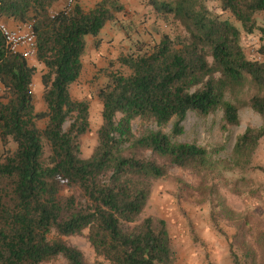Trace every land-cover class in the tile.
Wrapping results in <instances>:
<instances>
[{"label":"trees","instance_id":"obj_1","mask_svg":"<svg viewBox=\"0 0 264 264\" xmlns=\"http://www.w3.org/2000/svg\"><path fill=\"white\" fill-rule=\"evenodd\" d=\"M60 1L0 0L2 21L32 23L35 60L45 68V109L36 112V68L7 51L0 34V264H46L59 257L65 264H87L64 240L83 231L103 260L97 264H174L166 222L141 218L152 185L171 167L209 177L217 168L216 150L173 142L160 130L136 136L132 123L163 127L173 121L177 136L188 112L207 117L221 111L226 130L239 125L244 106L264 123V25L256 21L259 13L264 21V0H144L176 29L152 46L136 43L134 53L119 58L128 74L111 73L96 93L101 125L87 158L81 156L80 137L89 128V105L73 100L69 87L81 76L85 38H97L124 7L121 0H100L87 11L75 4L53 15ZM205 1L217 2L241 29ZM254 31L262 62L247 60L241 47V34ZM245 90L249 96L242 100L238 95ZM263 138L264 126H247L234 143L232 167L251 168ZM256 170L264 174V168ZM63 184L78 195L62 197ZM229 254L232 264H242L231 249Z\"/></svg>","mask_w":264,"mask_h":264},{"label":"rangeland","instance_id":"obj_2","mask_svg":"<svg viewBox=\"0 0 264 264\" xmlns=\"http://www.w3.org/2000/svg\"><path fill=\"white\" fill-rule=\"evenodd\" d=\"M96 2L97 0H92L84 10L91 9ZM121 3L124 11L117 15L116 21L106 24L97 38H85L88 40L81 59V76L69 87L73 100L86 101L89 105V128L80 137L83 158L89 157L97 145L96 134L101 125L102 111V104L96 97L98 89L109 82L111 73L128 74L127 69L120 66L119 58L134 53L136 43L144 42L152 46L159 42L163 34H170L176 29V23L156 16L144 0H121ZM205 5L241 29L240 24L228 13L221 12L217 2L205 1ZM57 11L53 10L52 13ZM256 21L259 26L264 25L262 13L256 15ZM91 38L93 40L89 41ZM96 41L100 42L98 47L94 46ZM241 47L247 60L254 61L259 54V32L254 31L248 35L242 33ZM33 60H27L28 64ZM40 74L39 71L36 72L33 79L41 84ZM31 89L35 92L34 86ZM2 92L0 86V95ZM248 96L246 90L238 95L242 100H246ZM33 97L34 107L44 105L42 97L41 101L35 94ZM226 99L231 100L228 94ZM238 117V126L223 130L221 111L207 117L188 112L181 123L182 133L177 136L172 135L173 121L163 127L140 120L132 123V131L136 136L146 129L160 130L173 142L195 143L209 150H216L212 159L217 163V168L209 177L202 178L189 171L171 167L164 178L152 185L151 195L141 218L152 216L166 222L174 264H232L230 249L242 264H264V174L256 170L264 168V138L259 141L250 159L251 168L237 170L231 164L232 149L237 137L247 126L260 128L264 123L246 106L240 108ZM43 123L44 121H39L38 127H42ZM67 126L68 123L64 128ZM72 193L78 195L77 191L68 189L65 184L61 186L62 197ZM78 201L83 202L81 199ZM86 235L87 231H83L79 236L64 240L83 254L87 264L102 262V258L95 255ZM46 264H65V261L59 257Z\"/></svg>","mask_w":264,"mask_h":264},{"label":"built area","instance_id":"obj_3","mask_svg":"<svg viewBox=\"0 0 264 264\" xmlns=\"http://www.w3.org/2000/svg\"><path fill=\"white\" fill-rule=\"evenodd\" d=\"M75 4V0H66L61 11H69ZM53 15L56 12L52 13ZM0 34L7 51L12 54H18L22 58L33 59L36 54L35 35L32 23H19L14 27H9L7 23L0 19ZM255 62H262L263 58L257 54Z\"/></svg>","mask_w":264,"mask_h":264},{"label":"crops","instance_id":"obj_4","mask_svg":"<svg viewBox=\"0 0 264 264\" xmlns=\"http://www.w3.org/2000/svg\"><path fill=\"white\" fill-rule=\"evenodd\" d=\"M91 1H92V0H75V3H77L82 9H84L85 6L88 5ZM99 1H100V0H97V2H99ZM97 2H96V3H97ZM96 3H95V4H96ZM64 4H65V0H62V1L58 2V3L55 5L54 10H55V11L60 10V9L64 6ZM95 4H94V5H95ZM7 25H8L9 27H14V26L16 25V23L13 22V21H7ZM101 32H102V31H101ZM87 38H88V37H87ZM87 40H88V39H86V48H87ZM91 40H93V38L89 39V41H91ZM27 62H28V61H27ZM30 66H34V67L36 68V71H35V74H34L33 78L36 76V72L39 71V73H41L40 76H39L40 79H41V76H42V74L44 73L43 70L45 69V68L43 67V65L38 64V63L36 62L35 58H34V60L32 61V63H30ZM32 86L35 87V89H34L35 92H33L32 89H31V91H32V93H33V96H34V94H35L36 97H39V99H40V101H41L42 92H43V90H41L42 85L40 84V82H39L38 80L36 81V80L32 79L31 88H32ZM42 89H43V88H42ZM33 98H34V97H33ZM42 106H44V105L39 104L37 107L35 106V107H34V108H35V111H36V112H41V111H43V110L45 109V107H42Z\"/></svg>","mask_w":264,"mask_h":264},{"label":"clouds","instance_id":"obj_5","mask_svg":"<svg viewBox=\"0 0 264 264\" xmlns=\"http://www.w3.org/2000/svg\"><path fill=\"white\" fill-rule=\"evenodd\" d=\"M65 1H66V0H65ZM74 5H75V4H74ZM63 7H64V6H63ZM61 10H62V9H61ZM34 58H35V57H34ZM34 58H33V59H34Z\"/></svg>","mask_w":264,"mask_h":264}]
</instances>
